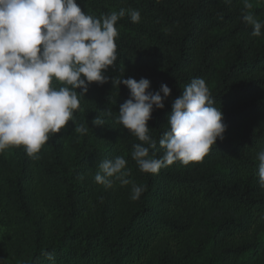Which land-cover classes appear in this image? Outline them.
<instances>
[{
	"label": "trees",
	"instance_id": "trees-1",
	"mask_svg": "<svg viewBox=\"0 0 264 264\" xmlns=\"http://www.w3.org/2000/svg\"><path fill=\"white\" fill-rule=\"evenodd\" d=\"M95 17L125 9L116 23L117 61L109 77L147 78L171 96L148 121L159 158L172 102L203 78L223 112L224 139L199 162L142 172L131 153L142 143L117 123L130 98L121 84L93 82L80 109L37 154L23 146L0 153V264H264V188L257 154L264 150V27L251 35V12L264 24V0H77ZM129 9L141 19L133 23ZM53 86L59 88L57 82ZM79 91V90H78ZM111 110L108 115L106 110ZM99 116L104 125H92ZM87 131L78 133L75 128ZM155 151V157L153 152ZM123 156L132 185L95 182L103 159Z\"/></svg>",
	"mask_w": 264,
	"mask_h": 264
},
{
	"label": "clouds",
	"instance_id": "clouds-1",
	"mask_svg": "<svg viewBox=\"0 0 264 264\" xmlns=\"http://www.w3.org/2000/svg\"><path fill=\"white\" fill-rule=\"evenodd\" d=\"M243 5L245 10L253 7L250 0H243ZM125 14L120 9L95 17L82 10L77 0H0V153L23 146L29 157L38 159L50 134L60 133L69 121L75 123L73 113L81 107L78 93L86 96L91 83L103 85L109 80L113 89L123 84L130 90L116 121L142 142L134 144L131 153L142 172L157 174L176 161L184 165L199 162L217 138L224 139L223 112L214 107L205 80L195 78L172 102L168 128L159 139L163 155L149 156L150 150L158 149L148 121L154 109L165 107L172 89L165 83L151 91L147 78H124V66L122 75L105 74L116 65L115 25ZM128 14L133 23L141 19L138 10L129 9ZM242 20L252 26V36L261 35L264 24L251 12L244 11ZM54 81L61 86L54 87ZM106 111L111 115L110 109ZM91 122L104 125L99 116ZM75 131L85 133L87 129L81 125ZM257 159L259 184L264 188V150ZM126 165L123 156L103 159L94 180L105 188L116 181L122 186L131 184V199L138 200L145 189L128 179ZM44 255L55 264L51 253Z\"/></svg>",
	"mask_w": 264,
	"mask_h": 264
}]
</instances>
